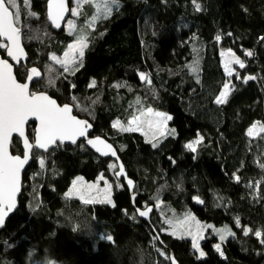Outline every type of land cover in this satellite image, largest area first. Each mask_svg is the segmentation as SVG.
<instances>
[{"label": "trees", "instance_id": "16d2710c", "mask_svg": "<svg viewBox=\"0 0 264 264\" xmlns=\"http://www.w3.org/2000/svg\"><path fill=\"white\" fill-rule=\"evenodd\" d=\"M47 1L30 0L34 15L19 25L29 61L16 69L17 78L24 82L29 67H39L43 78L33 89L74 106L75 115L92 124L93 136L113 144L136 197L116 179L114 158L98 156L85 142L59 144L48 153L35 149L19 207L0 229V264H173L172 254L179 264H264V244L254 235L264 232V133L248 135L253 124L264 125V0H196L199 11L193 0H118L121 6L89 31L74 74L51 65L50 54L71 38L53 31ZM229 49L245 64L234 65L231 77L223 65ZM0 53L5 57L6 50ZM196 53L202 57L198 73L190 67ZM249 76L255 79L245 80ZM226 82L232 90L218 104ZM141 107L172 117L175 131L158 146L113 127ZM28 128L33 136L35 124ZM199 135L193 152L186 145ZM12 151L23 154L18 138ZM103 172L120 183L114 205L65 197L77 176L96 180ZM32 190L38 194L33 201ZM159 203L230 226L234 234L223 255L216 236L205 241L201 257L191 239L165 232ZM151 205L148 222L137 209ZM245 228L253 232L245 235Z\"/></svg>", "mask_w": 264, "mask_h": 264}, {"label": "snow or ice", "instance_id": "6c2138e0", "mask_svg": "<svg viewBox=\"0 0 264 264\" xmlns=\"http://www.w3.org/2000/svg\"><path fill=\"white\" fill-rule=\"evenodd\" d=\"M84 3H93V0H77V7L71 9V15L73 17L80 15L79 9ZM193 4L196 10H200V5L193 0ZM27 8V0L24 4ZM96 10L97 15H94L89 21V26L95 23L96 20L106 18L111 14L113 6L118 7V0H96ZM12 9H15L13 11ZM69 11L66 6V0H49V18L56 27H60L58 21L64 18V13ZM30 15H34L31 14ZM21 12L20 7L16 0H0V37L7 40V44L0 42V48L6 50L7 55L11 57L17 64L20 63L21 56L23 55V49L20 44L21 40V27L20 25ZM70 30L75 31L77 35V40L68 45V50L65 51L63 58H58L55 55L52 56L57 64L61 65L64 72H71L74 74L75 68L71 67L79 61L80 66H82V57L84 55V49L87 48V40L83 33L86 31L84 28L76 29V25L73 20L67 21ZM230 35V34H229ZM217 40L221 37L218 35ZM264 41V37L260 38ZM228 56L232 59L226 61L224 68L228 76H232L236 70L231 67L232 63L239 65L240 68H244V62L236 57L235 54L228 50ZM246 55H252L251 52H246ZM224 55V53H222ZM13 65L6 59H0V226L3 225L5 218L9 213L13 212L16 208V196L20 191V172L24 165L28 162L30 155H32V150L34 148L43 149L47 151L52 146H59V143H63L65 140H71L73 143L76 142L78 137H84L87 133L88 128L91 125L86 120L78 119L76 116L72 115V105L65 104L63 106L59 105L56 100L52 99L45 93L32 92L29 89V83H20L17 81L16 77L13 75L12 71ZM196 71V68L192 69ZM142 80H146L149 84L151 81L148 79L147 75L144 73L140 74ZM27 81L31 82L41 77L40 71L33 67L26 74ZM237 78L239 75L237 73ZM255 79L253 76L246 77L245 80ZM49 86H52L54 81L52 77H49ZM90 87L95 86V81L92 82ZM74 87V86H73ZM230 82H226L223 85V89L216 99L218 104L226 103L228 95L231 92ZM73 101H76V97H72ZM79 107V104H75ZM85 110V109H82ZM147 114L154 117L150 119L147 123L149 127H155L156 131L160 135H164L165 131L169 134L174 133V129L166 130L165 125L168 120L172 119L162 112H154L153 109L148 108ZM145 113L141 112V116ZM34 117L39 120V128L36 132L35 143H30L25 134V125L30 118ZM130 124H136L135 128H122L124 131H137L140 129V117L133 116ZM119 122H114L113 127H119ZM259 127L260 132L264 133V125H260L259 122L253 124L248 129V135L252 136ZM18 134L19 137L23 139L24 145V155L23 157L19 155H12L9 152V146L12 143L13 134ZM203 137H198L196 140L189 142L186 147L195 152L196 145L200 144ZM88 144L97 148V151H101L100 147L103 146L110 150L112 156H116V151L112 148V145L107 144L104 140L96 138L95 140L89 139ZM154 147L156 145H153ZM103 155H108L109 152L105 151ZM118 159V157H117ZM41 167L44 166V160L41 158L39 161ZM110 168L116 169V164L109 165ZM264 167V165H261ZM115 175H124L123 165H119V170L115 172ZM82 179V178H78ZM101 180L104 179L103 175L100 177ZM239 180V177H236ZM128 185L133 184L132 180L127 181ZM119 186V185H118ZM94 188H97L95 184H83L81 183L77 186L76 182H73V189L70 190L66 195H72L73 193L80 196V199L84 200L85 203H112L110 199L111 185L105 181V187L103 189L97 188V196L93 197L91 192ZM103 195V199L99 197ZM151 208H146L145 210L137 209V212L142 217H147ZM187 219H194L191 217ZM237 224L239 225V220L237 219ZM202 225L196 222L195 234L192 231H188L187 234L192 236V246L194 249L199 250L200 256H204L205 253L200 250L198 243V235L202 229ZM208 227H211L210 225ZM219 231V230H218ZM245 235L249 232H253L250 228L244 229ZM176 234L175 231L172 233ZM231 234V233H230ZM254 235L261 238L260 242L264 244V232L260 230L254 231ZM225 237L221 235L220 239L223 240ZM107 240L111 241L112 237L107 236ZM217 251H220V245H215ZM163 255V253H162ZM221 255L223 253L221 252ZM173 264H175L173 260Z\"/></svg>", "mask_w": 264, "mask_h": 264}, {"label": "rangeland", "instance_id": "374dc122", "mask_svg": "<svg viewBox=\"0 0 264 264\" xmlns=\"http://www.w3.org/2000/svg\"><path fill=\"white\" fill-rule=\"evenodd\" d=\"M71 1H72V7H71V9L76 8L77 7V0H71ZM16 2H17V4L20 7V12H21L20 24H21V22H22V20H23V18L25 16H28V17L33 16V15H30V13L33 14L34 10L31 7L30 0H27V8H25V6H24L25 0H16ZM95 5H96V0H93V3H91V4L84 3L82 5V7L79 9V11L81 13L80 15L75 16V17H73L72 15H70V17L68 18V20H73L74 24L76 25V29L77 30L80 29V28L86 29V31L83 33V35L86 37L87 45H88V42H89V40H88V33H89V31L92 28H94L99 21H101L102 19H104V18L98 19V20L95 21L94 24H92L91 26H89V21L91 20V18L94 15H97V10H96V6ZM118 5H119L118 7L113 6V10H112L111 14L108 15L107 17L111 16L113 14V12L121 6V2L120 1H118ZM12 10L15 11V9H12ZM87 12H90L92 14L90 16H85ZM63 31L67 35H69L71 39L65 45V47L63 48V50L61 52H52L50 54V61L52 63L51 65H54L56 68H62V67H61V65L57 64L54 60H52V56L55 55L56 57L62 59L63 56H64L65 51L68 50V45L74 43L77 40V35H76L75 31L70 30L67 22L65 24V28H64ZM85 51H86V48L84 49V54H85ZM227 53L228 52H226L225 55H224L223 65H225V62L226 61H230L232 59L231 57L228 56ZM79 65H80L79 64V61H77V63L74 64V65H72L71 67L77 69V67ZM234 65L236 67L239 66V65H237L235 63H232L231 64V67L234 68ZM196 69H197L196 71H193V70L192 71L195 72V73H198L200 71V67H198ZM62 71H63V68H62ZM63 73H69V72H64L63 71ZM148 108H151V107H147V108L146 107H143V108L141 107L139 109V111L136 112V114L134 116L140 117V122H141L140 123V129L137 130V131H129V132H137V133H140V134H142L144 136V138L146 139V141L152 143L153 145L158 146L165 139V136H168L169 135V132L168 131H165L164 132V135H160V133L156 131V128L155 127H151V128L149 127V125H148L147 122L150 119H154V117H152V116H150V115L147 114V109ZM151 109H153L154 112H162V113H165L168 116H170L168 113H166L164 111L157 110V109H154V108H151ZM141 112H144L145 115L144 116H141ZM132 118L133 117H131L127 122L119 121L118 120L119 125H120L118 128L121 129V130H122V128H129V127L135 128L137 126L136 124H130L129 123L132 120ZM169 123H170V120H168L167 123H166V125H165V129L166 130H171V128L169 126ZM260 125H262V124H260ZM261 133L262 132H260L259 127H257L253 135H259ZM198 137H202V136L199 135ZM196 139H194V140H196ZM194 140H192V141H194ZM197 146L198 145H196V147ZM101 175H103V177H104L103 180L100 179ZM113 176H114V172H113ZM78 178H82V179H78ZM74 181L76 182L77 186H79L81 183H83L85 185H87V184H95V185H97V188L98 189H103L105 187V181H107V183L109 185H111L110 199L112 201V203H107V204H110V205H114L115 204V201H114V191H115V188H116L117 184L120 185V183L115 182L111 178V175L110 174H106V173L103 172L102 174H100L98 176V178L96 180H88L84 176H81L80 175V176H77L73 180V182ZM73 182H72L71 187L66 192V194L69 193L70 190L73 189ZM97 188H94L92 190V192H91V195L93 197H96L97 196ZM33 190L31 192V196H30V199L32 201L35 200V198H37V195H38ZM66 194H65V197L66 198H77L81 202L85 203L84 200L80 199V196L77 195V194H75V193H73L72 195H66ZM99 198L100 199H103V195H101ZM97 203H99V202H97ZM87 204H95V203H87ZM157 208H158L159 215H160L162 221L167 226V228L165 229V232L172 234L173 231H175L176 234L174 236H176V237H179V238H189V239L192 240V236L188 235L187 232L188 231H192L195 234V231H196L195 225H196V222H199V224L202 225L203 227L200 230L199 235H198V243H199V246H200V250H202L204 253H205V251L203 249V244L205 243V241L209 237H212V236H216L217 237V242L215 243V245L219 244L220 245V251L219 252L220 253L221 252L223 253V248H224L225 242L229 238H231V236H233V234H234L232 228L230 226H228V225L217 226L214 223L205 222V221L200 220L194 213H192V210L191 209H189V210L187 209L185 211L180 212V211L176 210L175 208H173V207H171L169 205L163 204V203H159L157 205ZM188 217H191V218H194V219H187V222L185 223V220ZM209 225L211 227H208ZM221 235H223L225 237L223 240L220 239ZM196 251H197L198 255L200 256L199 250L196 249Z\"/></svg>", "mask_w": 264, "mask_h": 264}, {"label": "water", "instance_id": "95a60500", "mask_svg": "<svg viewBox=\"0 0 264 264\" xmlns=\"http://www.w3.org/2000/svg\"><path fill=\"white\" fill-rule=\"evenodd\" d=\"M70 3H71V0H66V6H67V8L69 9V11L65 12V13H64V18H63L62 20L58 21V23L60 24V27H56V26L52 23V21L50 20V18H49V0L47 1V4H46L47 18H48V21H49V23L51 24V26H52V28H53V30H54L55 32L60 33V32H62V31L64 30V28H65V24H66L68 18L70 17V15H71V11H70V10H71V4H70ZM21 30H22V29H21ZM0 39H1L3 42H5V44L8 43L7 40H6L5 38L0 37ZM20 44H21V47H22V49H23V55L21 56V60H20V63H19V64H17L16 61H14L11 57H9V56L7 55V52L5 53L6 57H3V55L0 53V59H6V60H8V62L11 63V64L13 65L12 71H13V75L16 77L17 81L20 82V83H25V82L29 83V89H30V91H32V90H33V89H32V88H33V84H34L35 82H37V81H39V80H41V79L43 78V72H42V70H41L39 67H37V66H30V67H29V70H30L31 68H33V67L37 68V69L40 71V73H41V77L38 78V79H36V80H33V81H31V82L27 81V79H26V81H24V82L18 80L17 75H16V69L19 68L21 65H24V66L27 65V63H28V61H29V54H28L27 49H26V47H25V45H24V43H23V32L21 33ZM29 70H28V71H29ZM37 93H45V94H47L48 96H50L52 99L56 100L57 103H58L59 105H61V106L65 105V104H61L57 98L53 97L51 94H49V93H47V92H37ZM68 105H70V104H68ZM72 115L76 116L78 119L84 120V119L78 117L77 115H75V108H74V106H73V108H72ZM86 121H87V120H86ZM88 123L91 125V127L88 128L87 133H86V135H85L84 137H78V138L76 139V142H75V143H73L71 140H65V141H63V143H59V142H58V145L61 144V145H64V146H66V145L76 146V145H78L80 142L84 141L85 144H86V146H87L88 148H90L94 153H96V154H97L98 156H100V157H108V156H112V155L110 154V150H108V149H106V148H103V146H101V145H97V147H100V148H101V151L98 152L96 147H93L92 145L88 144V140H89V139L95 140L96 138H100V139L104 140L107 144L112 145V148L116 151V156H115V157L112 156V157H113L114 160L117 162V164H118V169H119V165H123V169H124V175L119 176V177L116 175V179H117V180H122V179H124V181H125L127 187H128L129 190H130V193H131L132 197L135 198L136 196H135V194H134V191H135V188H136V184H135L134 180L131 179V178L128 176V173H127V171H126V167H125V165H124V163H123V160H122V158L120 157V155H119L117 149L113 146V144H112L111 142H109V141H108L107 139H105L104 137H102V136H92L93 126H92V124H91L89 121H88ZM32 124H35V129H34V134H33V136H30L29 128H28V127H29L30 125H32ZM38 128H39V120L35 119L34 117L30 118V119L28 120V122L26 123V125H25V134H26V136H27V138H28V140H29L30 143H33V144L35 143V136H36V132H37ZM16 138H18V139L21 141V143H22V149H23V154H22V155H20V154H14L13 151H12L13 141H14V139H16ZM23 139H24V138L19 137L18 134H15V133L13 134V137H12V143H11L10 146H9V152H10L12 155H19V156L23 157V155H24ZM56 147H57V146H52V147H50L47 151H45V150H43V149L34 148V149L32 150V153L34 152L35 149H37V150H39V151H42V152H44V153H48V152H50L51 150H53L54 148H56ZM105 151H108L109 154H108V155H103L102 153L105 152ZM117 157H118V159H117ZM33 159H34V158H33V154H32V155H30V158H29L28 162H27V163L24 165V167L21 169V172H20V191H19V193H18L17 196H16V208L13 210V212H11V213L8 214V216L5 218V221H4L3 225L0 226V229H2V228L5 227L7 221L9 220V218L14 214V212H15V211L18 209V207H19V198H20V196H21V194H22V190H23V178H24V174H25L26 170L28 169V167L30 166V164L32 163ZM129 179L133 181V184H132L131 186H129L128 183H127V181H128ZM147 208H151V211L149 212L148 216H147V217H142V216H140V217L143 218V219H145L146 221L149 222L150 219H151V216H152V214H153V212H154V206L151 205V206H149V207H147ZM145 209H146V208H144V209H140V210H145ZM172 260H174L175 264H179V262L175 259L174 254H172Z\"/></svg>", "mask_w": 264, "mask_h": 264}, {"label": "bare ground", "instance_id": "6f19581e", "mask_svg": "<svg viewBox=\"0 0 264 264\" xmlns=\"http://www.w3.org/2000/svg\"><path fill=\"white\" fill-rule=\"evenodd\" d=\"M92 13H90V12H87L86 13V15L85 16H90ZM53 29V28H52ZM54 31V30H53ZM194 62L190 65V67H191V69H193V68H198V67H200L201 66V61H202V57H201V55L200 54H195V57H194ZM198 61V62H197ZM116 122V121H115ZM118 128V127H117ZM119 129V128H118ZM121 130V129H120ZM154 227V225H152V228ZM152 234H154V232H152ZM31 255H32V253H31ZM32 260H34L33 258H32Z\"/></svg>", "mask_w": 264, "mask_h": 264}, {"label": "flooded vegetation", "instance_id": "af4514ba", "mask_svg": "<svg viewBox=\"0 0 264 264\" xmlns=\"http://www.w3.org/2000/svg\"><path fill=\"white\" fill-rule=\"evenodd\" d=\"M4 57V56H3ZM5 57H6V55H5ZM33 89V88H32ZM32 92H37V91H35L34 89L32 90ZM93 136V135H92ZM82 142H84V141H82Z\"/></svg>", "mask_w": 264, "mask_h": 264}]
</instances>
